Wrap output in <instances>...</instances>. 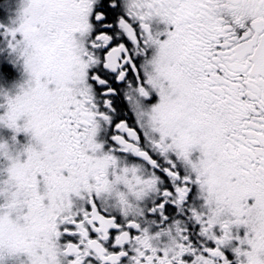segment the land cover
<instances>
[{
    "label": "snow or ice",
    "instance_id": "6c2138e0",
    "mask_svg": "<svg viewBox=\"0 0 264 264\" xmlns=\"http://www.w3.org/2000/svg\"><path fill=\"white\" fill-rule=\"evenodd\" d=\"M0 264H264V0H3Z\"/></svg>",
    "mask_w": 264,
    "mask_h": 264
},
{
    "label": "flooded vegetation",
    "instance_id": "af4514ba",
    "mask_svg": "<svg viewBox=\"0 0 264 264\" xmlns=\"http://www.w3.org/2000/svg\"><path fill=\"white\" fill-rule=\"evenodd\" d=\"M3 2V0H0V3H2Z\"/></svg>",
    "mask_w": 264,
    "mask_h": 264
}]
</instances>
